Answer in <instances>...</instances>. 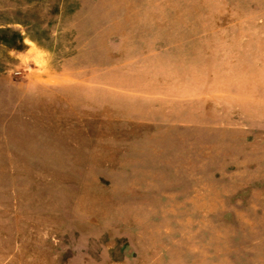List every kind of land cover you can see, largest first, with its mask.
I'll return each instance as SVG.
<instances>
[{"label":"rangeland","instance_id":"obj_1","mask_svg":"<svg viewBox=\"0 0 264 264\" xmlns=\"http://www.w3.org/2000/svg\"><path fill=\"white\" fill-rule=\"evenodd\" d=\"M0 264H264V0H0Z\"/></svg>","mask_w":264,"mask_h":264}]
</instances>
